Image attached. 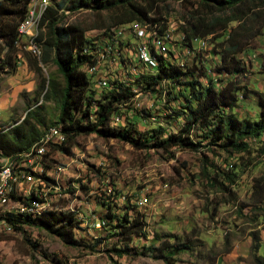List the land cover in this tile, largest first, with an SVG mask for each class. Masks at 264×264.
<instances>
[{
    "label": "rangeland",
    "instance_id": "374dc122",
    "mask_svg": "<svg viewBox=\"0 0 264 264\" xmlns=\"http://www.w3.org/2000/svg\"><path fill=\"white\" fill-rule=\"evenodd\" d=\"M194 2L167 0L159 5L162 23L167 26L165 58L184 69L209 68L210 78H232L216 74L220 60L210 41L205 46L197 42L194 50L183 44L181 28L185 18L197 8ZM107 19L106 13L80 10L66 13L62 22L80 24L83 28H107L102 27ZM127 27L118 45L113 44L107 29L87 32V37L104 49L92 71L97 97L105 90L100 81L120 87L127 85L135 97L131 110L113 118L115 127L128 128L134 122L140 133L160 126L169 133H178L186 126V96L191 94L190 87L166 80L155 92L151 91L148 81L157 69L141 62L138 51L141 39L133 32V28L148 27ZM107 46L113 47L105 50ZM241 57L249 70L246 76L240 77V82L250 93L248 98L241 97L232 113L241 119H257L262 110L260 97L264 98L261 65L264 36L254 41ZM34 62V57L22 49L16 72L0 69V101L16 98L7 111L0 110V130L10 132L12 124H20L29 111L34 113L30 124L23 128L37 137L31 147L48 141L52 166L48 176L59 188L57 193L51 192V209L46 212L53 211L60 216L74 213L75 220L81 222L73 232L75 239L83 245H96V249L70 245L66 241L68 235L60 237L38 222L24 225L22 231L0 229V264H167L132 254L150 244L176 240H191V247L173 251V264H264V204L255 205L252 200L254 180L264 175L263 139L253 142L251 154L231 158L204 148L199 151L174 148L170 153L137 149L130 143L96 134L77 137L70 153L55 150L58 143L52 141L51 130L57 126L59 107L54 96L50 101L44 100L46 93L40 88L39 74L32 68ZM50 74L61 78L53 64L44 69L45 76ZM201 81L205 85L209 83L208 78ZM15 90L18 93L14 97ZM128 119L132 121L127 123ZM206 132V129H196L192 133V139L201 143V147L210 144V139L204 138ZM11 156L0 152V166ZM232 165H236L238 178L230 195L212 187L204 170L227 169ZM110 213L141 215L147 224L146 235L134 237V250L122 258L113 252L119 238L108 223ZM100 239L103 241L97 244ZM257 244L261 246L258 249Z\"/></svg>",
    "mask_w": 264,
    "mask_h": 264
},
{
    "label": "trees",
    "instance_id": "16d2710c",
    "mask_svg": "<svg viewBox=\"0 0 264 264\" xmlns=\"http://www.w3.org/2000/svg\"><path fill=\"white\" fill-rule=\"evenodd\" d=\"M165 1L167 0H52L51 6L42 16L36 39L42 49V56L37 58L29 53L35 61L32 68L41 78L40 88L46 93L44 100L50 101L54 96L59 107L55 124L62 127L66 140L61 145H55V150L70 153L77 137L96 134L106 139L130 143L137 149H156L170 153L174 148L194 151L204 148L231 158L235 155L251 154L253 142L264 140L263 97H260L262 110L257 119H241L232 113L241 97H249L248 87L240 82V77L246 76L249 70L241 54L249 50L254 41L264 36V0H195L193 5H197V8L185 18V24L181 28L183 44L194 50L197 42L206 41L207 44L210 41L220 60L216 74H225L232 78H210V69L203 70L202 66L184 69L152 49L151 54L158 64L154 69L157 71L148 81L151 91L155 92L156 87L166 80L175 85L185 84L190 87L191 94L186 96V126L180 132L169 133L160 126L140 133L134 122L128 128L113 125L115 116L121 117L126 110H131L135 93L127 85L117 87L116 84L109 83L97 97L92 71L99 62L102 47L88 38L87 32L94 29L111 31L122 26L139 25L157 31L159 35H165L167 26L162 23L163 17L160 16L159 9V5ZM30 3L31 0H0V69L3 71L10 70L14 73L17 70L22 50L17 45L18 28H21L27 18ZM80 10H90L96 14L106 13L108 19L102 27L107 28H83L80 24L62 22L66 13ZM86 48L96 55L86 54ZM50 64L56 66L61 78L51 74L48 77L44 75V69ZM261 65L264 73V60ZM202 78H208L209 83L203 84ZM185 79L190 80L185 82ZM33 114L29 111L20 124H12L10 132L6 129L0 130V152L11 156L35 143L37 137L34 132L29 133L23 128L30 124ZM131 121L128 119L127 123ZM38 122L43 123L41 120ZM196 129L207 130L204 138L210 139L208 146L201 147V143L192 139V133ZM51 167L48 164L46 169L50 170ZM235 167L236 165L227 169L212 167L204 170V173L212 187L232 195L231 188L235 186L238 178ZM44 178L48 183H55L48 176ZM83 189L86 193L89 192L86 186ZM252 200L255 205L264 204V175L254 180ZM74 216V213L60 216L49 211L37 222L36 219L22 217L9 219V222L16 231H22L26 224L39 222L60 237L68 235V244L94 251L96 245H83L75 239L73 232L80 227L81 222L76 221ZM107 219L119 238L113 252L118 258L131 254L134 250V237L146 235L147 224L144 217H131L128 213L117 216L110 213ZM102 241L98 240L97 244ZM190 241L150 244L132 255L173 264V251L190 249ZM259 247L260 244L255 246L257 249Z\"/></svg>",
    "mask_w": 264,
    "mask_h": 264
},
{
    "label": "built area",
    "instance_id": "2783aa9c",
    "mask_svg": "<svg viewBox=\"0 0 264 264\" xmlns=\"http://www.w3.org/2000/svg\"><path fill=\"white\" fill-rule=\"evenodd\" d=\"M42 1L33 0L29 19L22 28H18L17 45L37 58L42 56V49L36 43L40 28H35V22L42 11ZM127 29V26H122L110 31V39L114 45L119 44L120 36L125 35ZM133 32L141 39L138 47L141 62L146 67L154 69L158 61L151 54L152 49L158 55L167 56V33L159 35L157 31H152L149 28H133ZM200 43L206 45V41H200ZM111 47L113 46H107L105 50H109ZM102 50H104L103 47ZM84 52L96 55L89 48H86ZM98 83L103 88L108 86L106 80ZM51 133L52 141L58 143L57 145L65 142L66 135L62 127L56 126L51 130ZM47 142V140H43L29 150L12 155L6 164L0 166V229L12 231L14 227L9 219L18 217L37 219L51 209L49 196L51 192L57 193L59 188L55 183H48L44 178L49 173V170L46 169L49 164Z\"/></svg>",
    "mask_w": 264,
    "mask_h": 264
},
{
    "label": "bare ground",
    "instance_id": "6f19581e",
    "mask_svg": "<svg viewBox=\"0 0 264 264\" xmlns=\"http://www.w3.org/2000/svg\"><path fill=\"white\" fill-rule=\"evenodd\" d=\"M51 2L52 0H43L42 1V11L40 12V14L37 16L36 18V22H35V28H39L40 27V22H41V19H42V16L44 15V13L48 10V8L51 6ZM32 3H33V0H31V3H30V6H29V12H28V15H27V18L25 19L24 23L21 25V28L23 25L26 24V21L29 19L30 17V9L32 8Z\"/></svg>",
    "mask_w": 264,
    "mask_h": 264
},
{
    "label": "crops",
    "instance_id": "0c3cea01",
    "mask_svg": "<svg viewBox=\"0 0 264 264\" xmlns=\"http://www.w3.org/2000/svg\"><path fill=\"white\" fill-rule=\"evenodd\" d=\"M17 93H18V90H15L12 95L15 97ZM17 97H18V95H17ZM15 99L14 100L9 99V101H8V99H6V100L2 99L0 101V110L7 111L6 109H8L10 105H13V103L15 102Z\"/></svg>",
    "mask_w": 264,
    "mask_h": 264
}]
</instances>
